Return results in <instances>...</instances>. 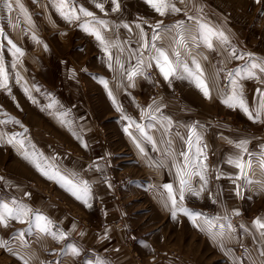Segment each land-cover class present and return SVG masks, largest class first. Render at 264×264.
Wrapping results in <instances>:
<instances>
[{"label":"crops","instance_id":"crops-1","mask_svg":"<svg viewBox=\"0 0 264 264\" xmlns=\"http://www.w3.org/2000/svg\"><path fill=\"white\" fill-rule=\"evenodd\" d=\"M97 1L103 5L106 15L102 20L108 22L107 30L101 29L104 39L109 45H119L109 47L111 68L108 55L93 35L83 26L62 27L49 7L41 17L55 40L43 39L45 29L40 35L36 28H30L35 33L28 32L24 38L14 27L6 35L0 26V62L7 75V88H0V121L19 122L0 123V203L11 207L16 201L32 210L31 224L8 219L7 227L0 226V240L11 239V243L20 247V251L10 255L14 264H23L20 257L29 264H135L133 252L140 254L146 264H228L230 243L242 248V258L238 259L241 264H264V235L260 234L264 230L258 231L253 226L258 218L264 222V172L260 169L264 156V111L253 122L238 107L230 108L221 102L232 94V79H236L237 91L242 90L249 110L255 115L259 109L257 90L264 74L257 69V78L242 79L234 73L246 65L250 67V61L251 64L262 62L264 27L225 30L226 36H235L231 39L241 48L238 50L230 51L216 40L211 51L199 43L194 56L180 50L181 62L193 67L191 61L195 58L203 68L211 96L206 99L189 79L173 77L170 83L164 80L155 61L148 60L152 54L151 39L142 25L143 20L141 23L131 19L130 5L125 2L124 7L118 2L119 10L114 12L112 0ZM138 1L149 6L145 0ZM172 1L175 0L169 3ZM187 2L184 0V4ZM137 9L150 11L143 5ZM150 9L158 20L164 22L171 18ZM117 18L120 21L116 23ZM121 23L129 25L131 31ZM137 24L141 27L137 28ZM141 29L147 49L141 48ZM74 31L84 32L86 41L74 39L71 43ZM9 41L21 50L22 56L14 53ZM77 46L78 50H87L80 54L81 58L75 51ZM161 47L171 56L167 46ZM239 50L251 54L246 59L233 58L232 52L238 56ZM117 58L123 67L116 63ZM141 59L143 72L130 81L127 70L135 68ZM147 68L156 71V80L143 75ZM14 79L19 80L18 85ZM101 81L107 82V89ZM155 84L159 92L151 98ZM224 84H227L225 90ZM25 89L32 99L25 94ZM156 108L160 111H155ZM218 112L232 122L222 120L213 124L212 116ZM165 117L172 122L167 131V122L163 126L161 123ZM139 128L152 137L155 146ZM13 137L15 141L22 140L23 147L15 141L8 143ZM241 141H247L244 149L236 147ZM197 148L203 151L200 159L206 165L203 173L206 183L193 175L192 191H186L181 201L177 169H183L186 163L181 153H187L191 160L192 166L187 170L199 171ZM25 154L29 159H25ZM237 154L241 158L250 155L251 169L247 177L241 176L240 170L228 162ZM30 160L40 165V171ZM209 171L213 172V178L208 175ZM49 175L53 178H47ZM237 176L241 178L236 179ZM85 183L87 196L83 193ZM165 184L173 185L180 207L202 215L187 219L178 210L173 217L170 202L165 206ZM40 187L54 190L70 205L74 215L53 202L43 205ZM77 189L81 199L72 194ZM118 189L125 199V211L115 199ZM36 213L51 221L52 231L57 235L64 233L65 238L40 233L35 226ZM118 218H124L123 227L114 230L113 224ZM175 221H179L178 226L188 224L198 232L193 233L194 239L185 242L192 244L199 237L205 240L208 251L191 246L192 250L180 254L177 239L172 246L161 245L172 241L170 227ZM21 232L27 245L24 248L19 239H13ZM72 248L77 249V254H73ZM173 250L178 253L174 251L176 255H172Z\"/></svg>","mask_w":264,"mask_h":264},{"label":"snow or ice","instance_id":"snow-or-ice-1","mask_svg":"<svg viewBox=\"0 0 264 264\" xmlns=\"http://www.w3.org/2000/svg\"><path fill=\"white\" fill-rule=\"evenodd\" d=\"M0 3L4 5V7L7 8L9 12L13 11V3L11 0H8V2H5V0H0ZM16 5L21 9V11H25L23 9V6L20 5L19 0H15ZM53 6L55 7L56 11L58 14L67 22H72L73 20H79L80 16L77 15V10L73 7L69 6L68 0H52ZM145 3H147L151 8H153L154 11H156L159 15L163 16L165 15L168 11L171 12H178L179 9H177L174 5L169 3V0H145ZM113 8L112 11H118L119 10V4L118 0H112ZM98 9L103 11V5L100 3H97L95 5ZM79 13L82 14L84 17H90L92 18L87 25H83L84 30L88 31L91 35L95 37L97 41L100 42V44L103 47V50L105 53L108 55L109 58V67L111 68V60L112 56L111 53L109 52V47H119L117 44H112L109 45V43L104 39L101 29L107 30L108 28V22L102 19H96L93 15L92 12L86 11L82 7L78 9ZM190 20H194L193 17H189ZM195 26H196V33L193 34L191 31L188 29H185L183 27V22H178L177 25H174L173 27H176L177 29H180L183 33H186V35L191 39L193 42H197V45L199 43H203V45L211 50H214V44L213 40H216L219 44L225 45L228 43V38L227 36L222 32V31H217L199 21H194ZM97 25L99 27H92L90 25ZM122 27L128 28L129 31H131V28L127 24L121 25ZM137 28H140L141 26L139 24L136 25ZM161 25L158 22L155 26L156 30H160ZM164 31H168V29H164ZM0 35H2V32H0ZM141 36V48L142 49H147L148 44L144 42V33L143 29H141L140 32ZM161 37L158 34V31H154L151 39L152 41H155L157 39H160ZM33 39L35 40L36 37L33 36ZM185 37L181 35V32L178 31L176 34V37L173 38V44L176 45L177 47L172 48L171 50V56L169 54L168 50H165L161 47H157L154 43L151 45V55H149L148 60L155 61V66L159 69L161 75L163 76L165 81H169L170 83V78H178V79H189L190 82L194 83L195 86L202 92L204 97L206 99H210V91L208 88V85L204 79V72L203 68L201 67L200 63L193 58L191 61V64L193 67H189L187 63H183L180 60L181 52L179 50L180 47H187L184 43ZM37 43L39 41L37 40ZM9 44L11 45L13 51L17 56H22L23 53L19 48H17L14 44H12L11 41H9ZM45 50H47V46L45 45ZM141 56L143 57V52H141ZM232 57L233 58H238L242 59L243 57L237 56L235 51L232 52ZM206 58V57H205ZM116 63L123 67V65L120 63L119 58L116 59ZM143 59L139 61L137 66L133 69L127 70V76L128 79L131 81L135 75L142 74L143 72ZM148 66H151V63H149ZM180 68L182 69V72H178L177 69ZM259 70V73L264 74V63H252L249 66H245L243 68H240L235 71L234 75L236 77L240 78H247V79H253L257 78V73L255 70ZM229 77L231 78L233 76V73L230 72ZM262 80H264V75H261L260 77ZM101 83L104 84V87L107 89L108 84L106 81H101ZM232 86H233V92L231 95L227 97V99H222L221 102L224 103L226 106L232 108V107H238L244 114L248 117L249 120H252L253 122H257L260 119L261 112L264 111V90L258 89L257 92L260 95V107L258 110H255V115L253 114L252 110H249V107L247 103L243 100L242 98V90L240 92L237 91L239 85L236 79H232ZM0 88H7V75L5 73V68L2 62H0ZM38 90V89H37ZM25 94L29 95V99H32L31 95L29 94L28 90L25 89ZM109 96L111 97V92L109 91ZM33 102H35L33 100ZM119 111L120 109L117 108ZM157 112L160 111L159 108H156ZM128 119L127 117H125ZM151 119H156L155 116H150ZM167 122V126L165 127V131L168 130L171 126V120L165 118L161 119V123L163 126V122ZM7 122H12V123H19L18 121L14 120H8V121H0V123H7ZM134 123V122H132ZM139 127V126H138ZM142 134H144L145 139H147L149 142L153 143L155 146V141L152 139L151 136H147L144 133L143 128H139ZM125 132H128V128L124 129ZM191 134L190 133V138H189V145L191 146ZM15 141V137L12 139L8 140V143H13ZM16 143H19L21 147H23V141H15ZM247 141H241L239 142L236 147L240 149H244V146L246 145ZM197 144H199V137H197ZM137 147H140L139 144H137ZM141 152H143V149H140ZM181 155L184 156V159L186 161L183 169L178 168L177 169V176L179 179V188H178V196L179 200L184 199V194L186 191L191 192V185H190V179L193 175L199 176L201 181H205V177L203 175L204 171L206 170V165L203 163V160L200 159L201 156H203V151L200 148H197V159H196V168L199 169V171H196L193 169L192 171H188L187 169L190 168L191 165V160L188 156L187 153H181ZM25 159H29L28 155L25 154ZM206 159V157H204ZM30 162L34 163V166L37 168L38 171H40V165L36 164L34 161ZM230 164H233L237 169L240 170L241 176L247 177L248 175V170L251 169V161H248L245 163L241 156L237 154L234 158H230L228 161ZM260 169L262 172H264V156H262L261 161H260ZM42 174H46L42 172ZM58 176V174H56ZM47 178L52 179L53 176H47ZM240 176H237L236 179H240ZM59 179H63V177H59ZM66 183H71L70 181H65ZM206 183V181H205ZM163 188L167 192V200L165 202V206H168V203L170 202L171 204V211L173 217L176 216L177 211H181L183 214L189 216L190 218L192 217H199L202 215V213H193L188 211L187 209H184L178 205L177 202V193L173 189V185L171 184H165L163 185ZM201 190H203V185ZM79 189L76 191H73L72 194L76 196L77 199H81V196L77 194ZM83 193L84 196H87L88 193V188L86 183L84 184L83 188ZM195 194V193H194ZM13 206H9L8 203H0V226L7 227L6 221L8 219L15 220L19 223H25L26 221L31 224L32 221L29 219L30 215L32 214V210L27 208L24 204L18 203L16 201H13ZM86 203V201H85ZM35 218V226L39 230L40 233L42 234H49L52 235L53 238L56 239H64V233H59L58 235L52 231L51 227V221H49L45 216L42 214L36 213L34 215ZM253 226L258 230H264V222H262L259 218L253 221ZM261 235H264V231H261ZM23 235L24 233H19L17 237H13V239H19L20 246L21 247H26V242L23 240ZM0 247H8V241L0 240ZM73 254H77V249L72 248ZM264 255V253H262ZM20 259L23 261V264H29L27 259H24L23 257H20Z\"/></svg>","mask_w":264,"mask_h":264},{"label":"rangeland","instance_id":"rangeland-1","mask_svg":"<svg viewBox=\"0 0 264 264\" xmlns=\"http://www.w3.org/2000/svg\"><path fill=\"white\" fill-rule=\"evenodd\" d=\"M6 2V1H5ZM13 3V11L9 12L6 7L2 3H0V21L4 20L2 23H0V26L2 30L6 33L10 32L12 28L14 27L16 30H19L20 33L24 38L27 37L28 32L33 34L35 33L34 28L37 29V32L41 35L43 32V29H45L46 34L43 35V39L46 38H54V35L49 34L50 32L46 30V24L43 18L41 17L43 11L45 8L50 9V11L53 13V15L58 18L59 24L62 27L65 28H70V27H82L83 25H87L88 22L92 19L90 17H84L82 14L79 13L78 9L83 8L86 11L92 12L94 17L96 19H106L103 18L106 15L104 14V11H101V13H95L96 11H99L95 5L98 3L97 0H68L69 6L73 7L77 10V15L80 16L79 20H73L72 22H67L64 20L56 11L55 7L53 6L52 0H19L20 5L23 6V9L25 11H21V9L16 5L15 0H11ZM118 2H121L124 7H125V2L126 5H130V11H128V14H132L131 19L138 20L142 23V25L148 30L146 33L148 36L152 37L154 31H158L159 36L161 37L160 39H157L155 41L150 40L149 44V49L151 45L154 43L157 47L161 46H167V48L172 50V48L177 47L176 45L173 44V38L176 37V34L178 31L181 32V35L185 37L184 43L188 45L187 47H180L179 50H182L183 52L188 53L190 56H194L197 51L198 46L197 42L191 41V39L186 35V33H183L180 29H177L176 27H173L174 25H177L178 22H183V27L185 29H188L191 31L193 34H196V26L194 21H199L207 26H214V28H218L219 31L224 32L225 30L227 31L228 28H254V27H264V0H244L243 2H240L239 0H192L184 4V0H175L172 1V5H174L177 9H179L178 12H171L168 11L165 14V17L169 16V21H161L156 19V16L151 13L152 9H150V6H145L138 0H118ZM176 2H179L181 5H178ZM190 2V3H189ZM192 2V3H191ZM147 4V3H146ZM144 6L145 8H149V12L146 10L142 9H137L140 6ZM148 5V4H147ZM128 9V7H127ZM105 15V16H103ZM129 15V16H130ZM189 17H193L194 20H190ZM157 18H162V17H157ZM120 21V18L115 19V22ZM146 21V23H145ZM160 23L161 28L160 30H156L155 26L157 23ZM117 23V22H116ZM120 23H118L119 25ZM122 25L124 23H121ZM90 26H95L94 24ZM32 28V30L30 29ZM164 29H168V31H164ZM71 37V43H73L74 39H79L82 41H86V34L84 32L80 31H74L72 32ZM235 36L233 35H227L228 38V43L225 44L230 51L232 50H238L241 48H238L237 45L232 41V39ZM251 37V36H248ZM232 38V39H231ZM55 40V38H54ZM91 44L88 43V47H90ZM78 47L75 48V51L79 52L77 54H83L84 51H87L85 49L81 50V48ZM162 48V47H161ZM151 51V49H150ZM251 53L249 52H243L240 51L238 52V56L242 55V59H246V55H249ZM260 54L262 56L261 63H264V50L260 51ZM147 55V51H146ZM58 56V55H57ZM81 58V55H80ZM248 59V57H247ZM251 62L248 65H251ZM264 80L261 82L260 90H264ZM14 84H19V80L14 79ZM248 85V83L246 84ZM252 85V84H250ZM155 86V85H154ZM227 84L222 85V89H226ZM221 89V86H220ZM219 110V109H218ZM24 119V118H23ZM213 124H218L223 121H228L232 122L231 118L221 116L220 113H216L212 116ZM223 120V121H222ZM33 185V184H32ZM40 194L43 199V205L46 204L47 202H53L55 204H59L60 206L64 207L66 212H69V214L74 215V212L72 211L70 205L60 198V196L56 195L54 193V190L48 187H40ZM2 190L0 189V196H1ZM116 194H119L121 196V204L123 205V208H120V204H118L119 208L122 211H125V199L122 193H120V189L115 191V196ZM183 217H186L188 219L187 215H184ZM116 222H121V228L123 227L124 223V218H118ZM174 225L170 227V239L172 241L170 243H161L163 246H172L173 242L175 239H177L176 245L180 248L179 252L180 254L186 253L189 250H192L190 248L191 246L194 247L196 250H207V244L205 243L204 239H200L197 237L194 243L190 244V242H185L188 241L189 239H194L193 233L198 234L196 232V229L192 226H189L188 224L186 225H181L178 226V222H173ZM113 224V225H114ZM172 228H174L175 232H172ZM114 230H117L114 228ZM200 235V233H199ZM8 241V247L7 248H2L0 250V259L4 262V264H14L15 262L12 260L10 257L12 252L20 251L19 246H15L13 243H11V239H6ZM236 243H230L229 245V250H228V259L227 263L228 264H241L238 259L242 258V253L241 251L242 248L236 246ZM215 247V244H213ZM24 248V247H22ZM26 248L25 250H27ZM219 250V246H218ZM131 251L133 249L131 248ZM177 250H173L171 252L172 255H176ZM133 254V259L135 264H146L145 259L142 258L140 254H137L135 252ZM214 255V254H213ZM0 264L2 262L0 261Z\"/></svg>","mask_w":264,"mask_h":264},{"label":"built area","instance_id":"built-area-1","mask_svg":"<svg viewBox=\"0 0 264 264\" xmlns=\"http://www.w3.org/2000/svg\"><path fill=\"white\" fill-rule=\"evenodd\" d=\"M143 75L146 76V77H149L150 79H154V80L157 79V73H156V71H155L154 69H152V68H147V69L144 71ZM158 92H159V87L156 86V84H155V86L153 87L152 93L150 94V97H151V98H154ZM242 159H243L244 162H246V161H248V160L250 159V155H244ZM208 175H209L210 177H212V178L214 177V174H213L212 171H209V172H208ZM115 199H116V201L118 202V204H120V208H123V205L121 204V201H122V200H121V196H120L119 194H116ZM121 225H122L121 222H116V223L113 225V227L116 228V229H120V228H121Z\"/></svg>","mask_w":264,"mask_h":264}]
</instances>
